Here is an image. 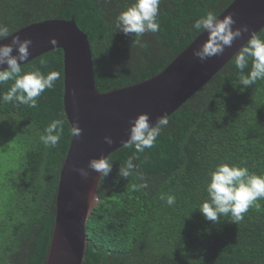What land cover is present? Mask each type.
Returning <instances> with one entry per match:
<instances>
[{
	"label": "trees",
	"instance_id": "1",
	"mask_svg": "<svg viewBox=\"0 0 264 264\" xmlns=\"http://www.w3.org/2000/svg\"><path fill=\"white\" fill-rule=\"evenodd\" d=\"M234 1L161 0L160 31L139 37L116 27L118 14L135 0H0V22L13 35L46 21H75L88 37L96 88L106 94L161 74L202 34L192 28L196 20L207 10L219 17ZM256 36L264 40V28ZM21 68L56 72L59 79L35 108L0 103V264H46L73 139L63 101L64 53L50 51ZM250 70L251 59L244 74ZM239 77L234 56L168 117L152 148L124 146L108 157L112 171L100 181L86 224L82 264H264V199L236 223L230 214L213 223L198 210L217 164L264 175V80L244 88ZM12 83L0 85V95ZM55 119L64 121L61 139L46 147L40 136ZM129 158L136 168L121 178L119 167ZM162 195H174L175 204Z\"/></svg>",
	"mask_w": 264,
	"mask_h": 264
},
{
	"label": "water",
	"instance_id": "2",
	"mask_svg": "<svg viewBox=\"0 0 264 264\" xmlns=\"http://www.w3.org/2000/svg\"><path fill=\"white\" fill-rule=\"evenodd\" d=\"M231 15L233 30L247 27L223 54L201 62L193 56L207 39L202 33L161 74L142 84L101 94L96 88L88 37L75 21H46L31 25L12 36L30 39V55L21 66L56 49L64 53V110L72 127L81 135L72 139L61 175L56 201V220L46 264H82L88 243L86 224L98 204L100 173L88 168L89 161L109 157L129 139L130 120L147 114L157 119L175 113L201 90L247 44L252 34L264 28V0H235L220 16ZM9 37L2 44H10ZM55 41V44L51 41ZM16 55V52H13ZM3 67H7L4 65ZM108 136L111 145L104 141ZM87 171L86 178L75 169Z\"/></svg>",
	"mask_w": 264,
	"mask_h": 264
},
{
	"label": "clouds",
	"instance_id": "3",
	"mask_svg": "<svg viewBox=\"0 0 264 264\" xmlns=\"http://www.w3.org/2000/svg\"><path fill=\"white\" fill-rule=\"evenodd\" d=\"M161 0H135L133 4L121 11L116 17V27L125 35L143 36L147 32L160 31L157 20ZM235 21L231 15L219 19L217 14L207 10L204 15L195 21L192 28L196 32H207L206 41L197 49L193 50V56L201 62L213 56L223 54L226 47H231L234 40L240 38L242 32H247V27L233 30ZM9 37L10 44L0 43V85L12 81L10 89L0 95V103L26 104L33 108L37 107V98L46 89L54 86L59 79V74L51 72L47 76L39 70L22 71L21 62L27 61L30 55L29 48L32 45L30 39L21 40L20 37L12 36L7 25L0 22V42ZM55 44V41H51ZM16 55H13V52ZM251 59V70L245 75L244 69ZM235 64L240 72L239 83L244 88L255 84L258 80H264V40L252 34L247 44L235 55ZM6 65L7 67H3ZM119 71V69H117ZM64 121L53 120L40 136V141L46 146L55 147L61 139ZM129 139L124 143L125 147H135L137 152H144L154 146L162 130L169 125L167 115L159 117L152 125L147 114H140L134 120H130ZM81 129L72 125L70 133L74 137L81 135ZM105 143L111 145L113 140L105 136ZM88 168L100 173L101 177H107L112 171V162L108 157L92 159ZM136 166L132 158L125 165L119 167L121 178H129ZM81 177L86 178L88 173L85 169H75ZM140 187L146 188L144 183ZM207 199L202 202L199 212L204 218L213 223L218 222L221 216L230 214L232 223L243 219L249 207L259 199H264V175L250 173L247 167L235 164H217L208 175L206 181ZM168 206L175 204L174 195L161 196Z\"/></svg>",
	"mask_w": 264,
	"mask_h": 264
}]
</instances>
